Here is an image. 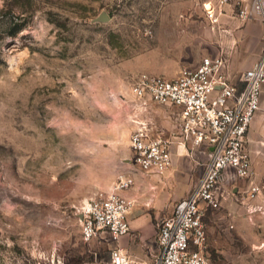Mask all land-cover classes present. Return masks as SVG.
Wrapping results in <instances>:
<instances>
[{
	"label": "rangeland",
	"instance_id": "rangeland-1",
	"mask_svg": "<svg viewBox=\"0 0 264 264\" xmlns=\"http://www.w3.org/2000/svg\"><path fill=\"white\" fill-rule=\"evenodd\" d=\"M209 1L0 0V264H110L114 243L83 241L79 216L118 174L138 170L133 82L220 54L236 80L261 54L262 36H239L254 21L228 7L213 26ZM100 13L106 22H95ZM156 114H145L152 125ZM245 146L250 177L222 185L203 218L212 264H264V125Z\"/></svg>",
	"mask_w": 264,
	"mask_h": 264
},
{
	"label": "built area",
	"instance_id": "built-area-1",
	"mask_svg": "<svg viewBox=\"0 0 264 264\" xmlns=\"http://www.w3.org/2000/svg\"><path fill=\"white\" fill-rule=\"evenodd\" d=\"M230 0L204 4L209 24L220 25ZM233 16L241 22L258 21L264 28V0L236 1ZM263 48L258 59L236 80L229 76L226 58L203 57L193 67H184L173 78L140 75L131 85L129 137L132 162L141 172L163 175L171 166L170 147H190L205 155L203 173L170 216L156 224L158 258L152 264H212L205 255L203 218L220 206L222 185L247 179L251 159L245 143L251 122L260 108L264 88ZM151 104L173 111V131L168 137L154 127L145 114ZM133 185L132 176L117 175L109 190L95 194L80 209V236L85 242L117 243L129 231L127 216L134 201L121 196ZM259 193L250 185L248 199ZM110 264H130L119 248L110 250Z\"/></svg>",
	"mask_w": 264,
	"mask_h": 264
},
{
	"label": "crops",
	"instance_id": "crops-1",
	"mask_svg": "<svg viewBox=\"0 0 264 264\" xmlns=\"http://www.w3.org/2000/svg\"><path fill=\"white\" fill-rule=\"evenodd\" d=\"M236 1L249 2V0H230V3L224 7L225 10L229 7V11H231L227 12L228 17L234 18V3ZM221 21L229 24L227 31L232 30V21H229L226 17H223ZM263 32L262 24L254 21L240 30L239 36L248 33L255 38H260ZM254 56H256L255 53ZM254 62L255 60H250L246 68L250 67ZM166 110H170L171 114L174 111V109L154 104H151L148 108L150 115L154 111L157 113V117L153 118L155 120L154 131H160L165 137H168L173 131L174 120L172 115H168L170 122L168 121L167 116H165ZM263 125L264 98L261 95L260 108L249 126L247 139L254 141L256 134L260 132ZM170 150L172 157L171 166L163 175L136 170L132 173L133 185L128 190L120 193L121 196L133 200L134 204L127 216L129 231L112 248H119L127 256L130 264H152L156 261L159 253L155 242L157 222L172 214L176 203L187 195L191 187L202 176L203 163L205 161L204 154L198 150L190 149L189 146L184 151L177 148L176 144L171 145ZM132 156L131 152L130 161L134 166ZM200 157L201 162L199 161ZM111 184L107 190H109Z\"/></svg>",
	"mask_w": 264,
	"mask_h": 264
},
{
	"label": "water",
	"instance_id": "water-1",
	"mask_svg": "<svg viewBox=\"0 0 264 264\" xmlns=\"http://www.w3.org/2000/svg\"><path fill=\"white\" fill-rule=\"evenodd\" d=\"M107 20V15L105 13H100V15L95 19V22H106Z\"/></svg>",
	"mask_w": 264,
	"mask_h": 264
}]
</instances>
